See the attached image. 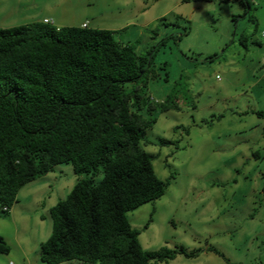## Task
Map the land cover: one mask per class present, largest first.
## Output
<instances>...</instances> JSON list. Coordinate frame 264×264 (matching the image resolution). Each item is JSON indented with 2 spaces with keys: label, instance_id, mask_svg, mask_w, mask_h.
I'll list each match as a JSON object with an SVG mask.
<instances>
[{
  "label": "rangeland",
  "instance_id": "obj_1",
  "mask_svg": "<svg viewBox=\"0 0 264 264\" xmlns=\"http://www.w3.org/2000/svg\"><path fill=\"white\" fill-rule=\"evenodd\" d=\"M44 18L58 28L87 22L140 55L152 51L148 93L157 103L171 95L179 106L154 113L141 143L165 194L127 213L144 251H183L151 263L264 264V118L252 113L264 111V0H250L248 9L235 0H0V28ZM49 177V187L32 194L45 209L85 178L70 164ZM36 222L25 223L24 257V235L14 237L16 221L0 215L9 247L0 264H42L38 241L51 222L40 234Z\"/></svg>",
  "mask_w": 264,
  "mask_h": 264
},
{
  "label": "trees",
  "instance_id": "obj_2",
  "mask_svg": "<svg viewBox=\"0 0 264 264\" xmlns=\"http://www.w3.org/2000/svg\"><path fill=\"white\" fill-rule=\"evenodd\" d=\"M235 1L249 8L250 0ZM153 62L152 51L140 55L88 25L0 28V215L8 217L20 189L59 165L85 176L49 210L42 264H152L183 253L144 251L127 218L167 187L141 146L154 113L179 111L171 95L151 100ZM8 253L0 236V254Z\"/></svg>",
  "mask_w": 264,
  "mask_h": 264
},
{
  "label": "crops",
  "instance_id": "obj_3",
  "mask_svg": "<svg viewBox=\"0 0 264 264\" xmlns=\"http://www.w3.org/2000/svg\"><path fill=\"white\" fill-rule=\"evenodd\" d=\"M45 19H48V18H44L43 20H45ZM84 23H87V22H83L79 27H81ZM54 26H55V22H54ZM89 26H90V24L88 23V27ZM93 29L101 30L100 28H93ZM255 155L257 156L260 154L258 152H255L253 154L254 158H255ZM255 159H257V158H255ZM53 172H54V170L52 172L48 173L46 176H44V177H42V178H40L34 182H31V183L27 184L26 186H24L22 189H20V191L17 194V202L9 211L8 221H10L11 223L16 221V224H17L15 226L14 237L17 238V234H19L20 232L22 233V235H24L22 237L25 239L24 240L25 244L20 245L21 250L24 254V257L27 254V249H29V242L27 239V237H28V234H27L28 226H25V223H27V222L31 223L33 221H37L36 222V226H37L36 227L37 228L36 234H40L41 229H43L45 231V229L48 228V225L46 223V218L48 217L50 207L45 209L44 208L45 207L44 206V198L41 200L40 197H36L32 194L41 188H44L46 186L49 187V181H48L50 178L49 175ZM40 204H41V209L38 210ZM48 219H49V217H48ZM17 221H20V224ZM43 235H45V234L43 233ZM0 236L2 237L1 234H0ZM40 243L41 242L38 241V246L40 245ZM39 260H40V255H39ZM9 264H11V262H9ZM64 264H66V263H64Z\"/></svg>",
  "mask_w": 264,
  "mask_h": 264
},
{
  "label": "built area",
  "instance_id": "obj_4",
  "mask_svg": "<svg viewBox=\"0 0 264 264\" xmlns=\"http://www.w3.org/2000/svg\"><path fill=\"white\" fill-rule=\"evenodd\" d=\"M43 22H44L45 24H49V25H53V24H54V22H53L51 19H45ZM86 27H87V23H85V24L82 25V28H86ZM261 37L264 38V33L261 34ZM151 100H152V99H151ZM3 210H4V211H7L6 208H3Z\"/></svg>",
  "mask_w": 264,
  "mask_h": 264
},
{
  "label": "clouds",
  "instance_id": "obj_5",
  "mask_svg": "<svg viewBox=\"0 0 264 264\" xmlns=\"http://www.w3.org/2000/svg\"><path fill=\"white\" fill-rule=\"evenodd\" d=\"M44 21V20H43ZM85 24V23H84ZM54 25V24H53ZM88 25V24H87ZM82 27V26H81ZM151 99L154 101V99L151 97Z\"/></svg>",
  "mask_w": 264,
  "mask_h": 264
}]
</instances>
